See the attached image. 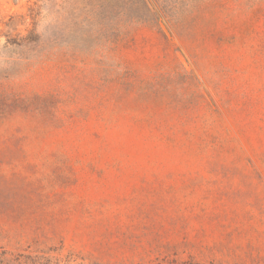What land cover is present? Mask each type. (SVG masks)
Listing matches in <instances>:
<instances>
[{"label":"rangeland","instance_id":"374dc122","mask_svg":"<svg viewBox=\"0 0 264 264\" xmlns=\"http://www.w3.org/2000/svg\"><path fill=\"white\" fill-rule=\"evenodd\" d=\"M264 264V0H0V264Z\"/></svg>","mask_w":264,"mask_h":264},{"label":"trees","instance_id":"16d2710c","mask_svg":"<svg viewBox=\"0 0 264 264\" xmlns=\"http://www.w3.org/2000/svg\"><path fill=\"white\" fill-rule=\"evenodd\" d=\"M154 264H216L214 262H209V263H198V262H194L191 260H187V261H183V262H176L174 260H170V261H157Z\"/></svg>","mask_w":264,"mask_h":264}]
</instances>
